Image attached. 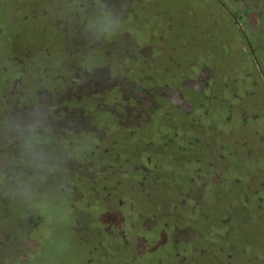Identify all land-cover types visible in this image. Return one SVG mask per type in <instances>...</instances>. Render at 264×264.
<instances>
[{
  "label": "rangeland",
  "instance_id": "rangeland-1",
  "mask_svg": "<svg viewBox=\"0 0 264 264\" xmlns=\"http://www.w3.org/2000/svg\"><path fill=\"white\" fill-rule=\"evenodd\" d=\"M1 141L0 264H211L219 182L264 191V0H0Z\"/></svg>",
  "mask_w": 264,
  "mask_h": 264
},
{
  "label": "flooded vegetation",
  "instance_id": "flooded-vegetation-1",
  "mask_svg": "<svg viewBox=\"0 0 264 264\" xmlns=\"http://www.w3.org/2000/svg\"><path fill=\"white\" fill-rule=\"evenodd\" d=\"M251 22V21H250ZM245 36V35H244ZM203 90V89H202ZM196 91V93H201L204 91ZM203 94V93H202ZM205 97V96H204ZM4 141H1V145H0V152H2L5 148V144L3 143ZM206 181H202L201 184L199 185V188H203L206 185ZM219 186H221L222 189L227 188L225 191L221 192V196H220V191H219V195H215L214 197V201L218 200L217 202H215V204H218V209L221 208L222 204H229L230 206L228 207L229 209H231L233 211V213H235L236 211H239L238 214H240L241 212H243L245 210V216H247L248 219L251 218H255L256 221L261 220V218L257 219L256 217H254V215L252 214L253 212H260L262 209V206L260 205L261 202H264V191L260 192V189L256 192V195H251L250 197L246 196V197H239L238 198H234L235 196L232 195L233 191H230L232 188L234 187H239V186H225L224 182L220 181L219 182ZM218 186V187H219ZM262 188H264V185L262 184L261 186ZM261 188V189H262ZM231 193V195L225 197L223 195V192H228ZM232 196V197H230ZM233 199L228 200V199ZM190 200V202H194L195 198L190 195V197L188 198ZM247 200V201H245ZM250 200V201H249ZM251 201H256V203H258L257 207L254 206V203H252ZM258 201V202H257ZM261 201V202H260ZM194 205H191V210L193 212V214L195 213L194 211L196 210L198 201L196 200L194 202ZM204 203H208V201H205ZM234 205V206H232ZM248 205H251L250 207ZM264 208V206H263ZM231 211V212H232ZM230 211H228L226 213V215H224L223 218H219V216L216 218V221L214 223V226H211L210 231L207 233H210V237L207 239H205V235H204V239L205 241L208 243V245L204 246L205 249H201L200 250V255H199V250L196 249V243H197V236L194 235V237L192 239H190V241L192 240V243H190V247L193 249L192 252L193 255L195 257L197 256H201V257H209V260L211 261V264H245V256L251 257L253 256L255 259H257V261H260L262 258H264L263 254L261 253L262 251H264L263 248V244L260 245H255L252 244L251 242L249 243H245L244 245H246V247H243L244 245H242L244 238L251 235L252 233L249 232L248 234H244L243 231L240 232V228L242 227V223L245 224V219L237 216L236 218H233L234 220H236L235 223L232 222V218L230 216ZM249 213V214H248ZM228 214V215H227ZM259 214V213H258ZM193 216V215H192ZM206 217H204L203 219H208L209 216L205 215ZM147 219V218H146ZM150 219V218H149ZM196 223L198 222L197 218L193 217V220ZM143 223V222H142ZM195 223V224H196ZM217 223V224H216ZM164 231H166V229H163ZM193 230H196L195 227L193 228ZM158 231V230H157ZM261 232H259L260 234ZM212 234H214V237L212 238ZM155 235V234H154ZM159 235V234H158ZM258 234H254L251 238V240H253ZM210 246L211 250L216 253L222 252L220 255L222 257H218V256H213L214 259L211 257L212 253H206L207 251V247ZM254 251V252H252ZM262 254V255H261ZM222 258V259H221ZM193 264H197V261L194 259Z\"/></svg>",
  "mask_w": 264,
  "mask_h": 264
}]
</instances>
